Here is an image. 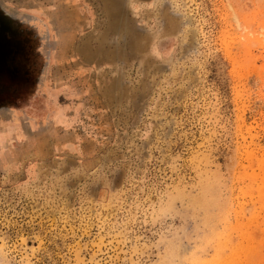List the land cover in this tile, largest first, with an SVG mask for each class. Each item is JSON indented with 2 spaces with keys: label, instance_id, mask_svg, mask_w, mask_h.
<instances>
[{
  "label": "rangeland",
  "instance_id": "374dc122",
  "mask_svg": "<svg viewBox=\"0 0 264 264\" xmlns=\"http://www.w3.org/2000/svg\"><path fill=\"white\" fill-rule=\"evenodd\" d=\"M0 264H264V0H0Z\"/></svg>",
  "mask_w": 264,
  "mask_h": 264
},
{
  "label": "bare ground",
  "instance_id": "6f19581e",
  "mask_svg": "<svg viewBox=\"0 0 264 264\" xmlns=\"http://www.w3.org/2000/svg\"><path fill=\"white\" fill-rule=\"evenodd\" d=\"M173 27H175V26H173ZM137 41V40H136ZM138 45V44H137ZM136 46V45H135ZM139 48V47H138ZM141 48V47H140ZM219 257V256H218Z\"/></svg>",
  "mask_w": 264,
  "mask_h": 264
}]
</instances>
